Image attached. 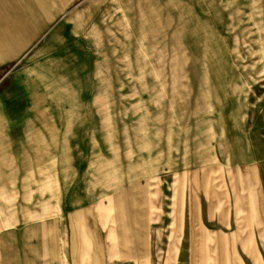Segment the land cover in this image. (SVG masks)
Listing matches in <instances>:
<instances>
[{
  "label": "rangeland",
  "instance_id": "374dc122",
  "mask_svg": "<svg viewBox=\"0 0 264 264\" xmlns=\"http://www.w3.org/2000/svg\"><path fill=\"white\" fill-rule=\"evenodd\" d=\"M48 9L78 31L96 14L99 28L123 33L121 45L134 52L116 74L100 72L119 83L104 90L122 102L99 105L128 112V127L141 128L121 153L142 170L145 209L158 194L159 226H142V264H224L223 250L233 263V239L238 264H253L241 243L251 233L259 242L264 229V0H48ZM106 131L107 142L118 141ZM202 223L226 241L209 258Z\"/></svg>",
  "mask_w": 264,
  "mask_h": 264
},
{
  "label": "crops",
  "instance_id": "0c3cea01",
  "mask_svg": "<svg viewBox=\"0 0 264 264\" xmlns=\"http://www.w3.org/2000/svg\"><path fill=\"white\" fill-rule=\"evenodd\" d=\"M95 18L62 28L48 0H0V264H142V226H159L158 194L145 209L142 170L121 153L141 128L99 105L122 102L100 72L134 52Z\"/></svg>",
  "mask_w": 264,
  "mask_h": 264
},
{
  "label": "bare ground",
  "instance_id": "6f19581e",
  "mask_svg": "<svg viewBox=\"0 0 264 264\" xmlns=\"http://www.w3.org/2000/svg\"><path fill=\"white\" fill-rule=\"evenodd\" d=\"M261 226H264V223L263 221L261 220ZM201 227V230L203 232L202 234V241L204 243V252H205V257L206 258H209L210 256H214L212 254H217V252L219 251V249L222 251L221 247L222 246H226V241L223 240V244H221L219 241L217 242L216 239L214 238V236H212L211 234H209V232L207 231L206 228H203V225H200ZM262 236H261V239L262 240H259V242H256V240L252 239L251 240V237H252V233L250 234V237L248 239V243L247 242H242L241 245H242V248L243 250L245 251V253L247 254V256H249V251L251 250V255L253 257V264H262V248L264 247V229L262 230ZM259 244H260V247H259ZM221 246V247H220ZM236 246H237V243L234 241L233 239V242H231V246H230V252L231 254L233 255V258H234V261L233 263L234 264H238L240 263V261L238 260V256L236 255ZM223 258H224V264H233L232 262L229 261L228 259V254L226 251L223 250ZM245 262V261H244Z\"/></svg>",
  "mask_w": 264,
  "mask_h": 264
}]
</instances>
